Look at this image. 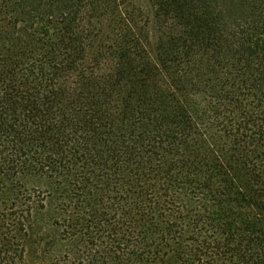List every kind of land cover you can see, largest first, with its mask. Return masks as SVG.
I'll list each match as a JSON object with an SVG mask.
<instances>
[{
	"label": "trees",
	"instance_id": "trees-1",
	"mask_svg": "<svg viewBox=\"0 0 264 264\" xmlns=\"http://www.w3.org/2000/svg\"><path fill=\"white\" fill-rule=\"evenodd\" d=\"M0 264H264V0H0Z\"/></svg>",
	"mask_w": 264,
	"mask_h": 264
}]
</instances>
